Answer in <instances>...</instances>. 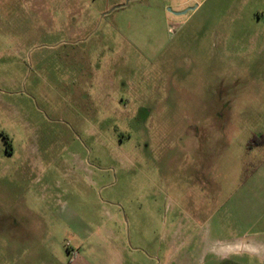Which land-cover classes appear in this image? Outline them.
I'll return each instance as SVG.
<instances>
[{
	"label": "rangeland",
	"instance_id": "obj_1",
	"mask_svg": "<svg viewBox=\"0 0 264 264\" xmlns=\"http://www.w3.org/2000/svg\"><path fill=\"white\" fill-rule=\"evenodd\" d=\"M260 130L264 0H0V264H264Z\"/></svg>",
	"mask_w": 264,
	"mask_h": 264
},
{
	"label": "crops",
	"instance_id": "obj_2",
	"mask_svg": "<svg viewBox=\"0 0 264 264\" xmlns=\"http://www.w3.org/2000/svg\"><path fill=\"white\" fill-rule=\"evenodd\" d=\"M186 3L182 1L180 6ZM252 135H264V130L253 132ZM262 139L264 140V137ZM246 152L252 153L253 157L249 168L239 174V195L234 205L249 223L259 224L262 227L264 226V142L253 146Z\"/></svg>",
	"mask_w": 264,
	"mask_h": 264
},
{
	"label": "trees",
	"instance_id": "obj_3",
	"mask_svg": "<svg viewBox=\"0 0 264 264\" xmlns=\"http://www.w3.org/2000/svg\"><path fill=\"white\" fill-rule=\"evenodd\" d=\"M263 137L264 135H258V136L252 135L246 142L245 150L247 151L253 146L263 143L264 142V140L262 139Z\"/></svg>",
	"mask_w": 264,
	"mask_h": 264
},
{
	"label": "water",
	"instance_id": "obj_4",
	"mask_svg": "<svg viewBox=\"0 0 264 264\" xmlns=\"http://www.w3.org/2000/svg\"><path fill=\"white\" fill-rule=\"evenodd\" d=\"M188 9H191V8H188ZM187 9V10H188ZM187 10H183V11H179V12H175L176 14H183V13H185Z\"/></svg>",
	"mask_w": 264,
	"mask_h": 264
}]
</instances>
